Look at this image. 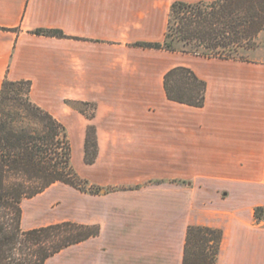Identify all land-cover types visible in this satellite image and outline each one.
Here are the masks:
<instances>
[{
	"label": "crops",
	"instance_id": "crops-1",
	"mask_svg": "<svg viewBox=\"0 0 264 264\" xmlns=\"http://www.w3.org/2000/svg\"><path fill=\"white\" fill-rule=\"evenodd\" d=\"M172 1L0 0V88L31 82L30 99L77 135L71 163L96 186L57 182L22 200L23 230L95 229L43 264H182L190 225L221 229L216 264H264V60L134 46L163 41ZM176 66L205 81L202 106L167 97Z\"/></svg>",
	"mask_w": 264,
	"mask_h": 264
},
{
	"label": "trees",
	"instance_id": "trees-1",
	"mask_svg": "<svg viewBox=\"0 0 264 264\" xmlns=\"http://www.w3.org/2000/svg\"><path fill=\"white\" fill-rule=\"evenodd\" d=\"M32 32L67 37L57 28H37ZM263 32L264 0H174L163 41H137L133 45L246 60L243 52L257 47ZM30 88L29 80L9 79H4L0 88V264H43L62 248L95 233L93 227L72 221L21 228L22 200L50 185L61 182L85 192L96 190L71 163L65 126L30 99ZM164 88L171 100L194 106L204 104L206 83L188 67L168 70ZM69 103L84 110L82 102ZM95 141L94 131L89 129L84 157L87 163L95 153ZM254 217L257 222L264 219V206L255 207ZM221 240L219 228L188 226L182 264H216ZM18 245L19 252L13 253Z\"/></svg>",
	"mask_w": 264,
	"mask_h": 264
},
{
	"label": "rangeland",
	"instance_id": "rangeland-1",
	"mask_svg": "<svg viewBox=\"0 0 264 264\" xmlns=\"http://www.w3.org/2000/svg\"><path fill=\"white\" fill-rule=\"evenodd\" d=\"M244 57L246 59H255V60H264V34L260 36L259 38V44L257 47L249 50H245L243 52ZM70 135V140L73 146V151H74V159L77 160V154H78V144L76 141H78L77 135L75 134L74 131H69ZM81 231V230H79ZM13 253H18L19 252V245L13 248ZM11 252V254H12Z\"/></svg>",
	"mask_w": 264,
	"mask_h": 264
}]
</instances>
